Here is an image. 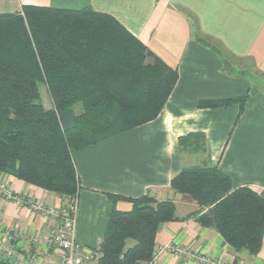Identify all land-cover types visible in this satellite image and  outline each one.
Returning a JSON list of instances; mask_svg holds the SVG:
<instances>
[{"label":"crops","instance_id":"crops-1","mask_svg":"<svg viewBox=\"0 0 264 264\" xmlns=\"http://www.w3.org/2000/svg\"><path fill=\"white\" fill-rule=\"evenodd\" d=\"M24 5L90 8L109 14L179 74L157 119L74 153L80 185L76 240L81 245L99 250L112 195L170 199L179 218L198 210L190 197L175 194L170 183L183 168L205 160L230 176L234 188L249 186L264 195V88L250 85L243 71L249 64L264 78V0H0V14L19 12ZM188 13L196 19L198 30ZM245 95L243 111L238 103L198 107L202 100ZM198 132L205 134L206 152L180 153L179 138ZM0 184L48 210L66 202L5 173H0ZM116 208L129 211L132 204L118 200ZM58 221L0 193V257L10 264H60V252L49 242ZM7 231L13 239L4 236ZM156 244L158 250L183 248L216 264H264V239L262 250L252 258L246 252L236 253L215 229L201 226L194 218L162 224ZM8 250L14 253L10 259ZM156 264L201 263L163 252Z\"/></svg>","mask_w":264,"mask_h":264},{"label":"trees","instance_id":"trees-1","mask_svg":"<svg viewBox=\"0 0 264 264\" xmlns=\"http://www.w3.org/2000/svg\"><path fill=\"white\" fill-rule=\"evenodd\" d=\"M187 17L198 30L192 14ZM178 77L176 68L109 14L35 5L0 14V173L63 198L77 195L74 153L157 119ZM41 84L50 109L41 100ZM247 99L202 100L198 107L238 103L243 111ZM205 141L201 132L182 136L180 153H205ZM170 187L198 210L179 218L170 199L110 196L98 264L148 262L160 226L190 218L215 229L236 253L258 256L264 195L249 186L234 188L230 176L206 160L183 168ZM118 200L132 208L118 210ZM0 264L10 262L0 257Z\"/></svg>","mask_w":264,"mask_h":264},{"label":"built area","instance_id":"built-area-1","mask_svg":"<svg viewBox=\"0 0 264 264\" xmlns=\"http://www.w3.org/2000/svg\"><path fill=\"white\" fill-rule=\"evenodd\" d=\"M0 193L6 200L23 206L31 204L33 209L44 211L56 220H59L50 232V246L60 252V264H94V261L100 257L98 251H91L85 248L76 240V225H77V211H78V194L70 200L65 206L59 208L45 209L43 204L35 205L24 196L16 195L10 188L4 184H0ZM6 238L13 239L11 232H5ZM163 252H173L177 255H184L189 258L198 260L201 264H216L208 258L198 256L189 250L183 248H173L166 246L161 250L156 248V253L152 260L148 262H140L139 264H156L159 256ZM14 253L8 250L6 257L10 259Z\"/></svg>","mask_w":264,"mask_h":264},{"label":"rangeland","instance_id":"rangeland-1","mask_svg":"<svg viewBox=\"0 0 264 264\" xmlns=\"http://www.w3.org/2000/svg\"><path fill=\"white\" fill-rule=\"evenodd\" d=\"M243 71H245V75L250 80V85L255 86L257 89L264 88V78L259 76L256 72H253V70L251 69L249 64L246 66V68H243ZM40 91H41V100H42L43 105L45 106V108H47V109L52 108L53 107V103H52L51 97H50V95H49V93L47 91L46 86L41 84L40 85ZM75 196H77V195H74L73 197H69V198H64L66 200V202L64 203L63 206H65L68 202H70V200L72 198H74Z\"/></svg>","mask_w":264,"mask_h":264}]
</instances>
